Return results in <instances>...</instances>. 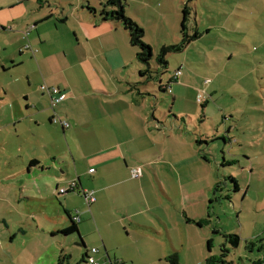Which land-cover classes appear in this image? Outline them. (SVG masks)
<instances>
[{
    "label": "crops",
    "instance_id": "0c3cea01",
    "mask_svg": "<svg viewBox=\"0 0 264 264\" xmlns=\"http://www.w3.org/2000/svg\"><path fill=\"white\" fill-rule=\"evenodd\" d=\"M91 5L89 0H0V58L3 49L8 50L2 67L20 73L12 81L27 83L25 108L15 104L7 127L15 128V135L22 138L23 145L14 151L23 152L24 143L37 149L16 155L18 164H10L5 181L13 179L15 185L9 186L17 191L14 196L26 199L35 196L30 190L32 185L41 194L46 193L44 197H54L55 189L53 203L59 204L65 221L64 226H57L45 214V222H37L35 228H12L9 238L0 237V256L8 262L14 260L12 264H72L73 251L69 253V246L63 244L68 237L58 245L52 241H57L59 234L66 236L59 231L71 225L73 218L79 230L78 246L83 247L75 250L82 253L76 264H88L87 254L92 248L98 249L94 255L102 264H135L139 258L157 264L169 261L174 253L181 264L190 243L204 246L203 242L190 240V226L203 227L196 222L207 219L213 225V235L220 233L209 208L206 218L189 214L185 204L188 194L184 193L186 183L201 180V162H210L202 153V144L213 147V143L210 145L196 132L191 138L188 135L190 139L173 137L170 143L174 135L165 134L157 126L160 121L152 101L157 86L151 84V78L140 75L143 66L136 60L137 48L131 44L128 31L120 21L103 19L101 9L90 11ZM183 77L181 70L174 82ZM163 82L160 78L159 83ZM42 85L59 87L66 98L52 108L50 92ZM54 117L69 125L53 122ZM174 117L179 124L192 120L191 116ZM54 125L62 130L50 131L56 135L54 139L53 135L46 138L36 131L40 126L53 129ZM213 134L212 141L221 137L218 130ZM187 141L191 143L190 153L184 147ZM174 144L177 155L172 154ZM19 159L23 170L17 173ZM133 168L140 169L138 176L132 174ZM72 182L78 184L75 191L58 193ZM38 183L48 189H39ZM85 191L92 192L95 201L90 203ZM74 192L82 203L72 199L64 202L58 197ZM0 202L10 205L2 198ZM169 202L179 210L174 217ZM216 228L218 232L214 233ZM20 232L34 234V240L16 253L13 244ZM75 235H71V241L76 240Z\"/></svg>",
    "mask_w": 264,
    "mask_h": 264
},
{
    "label": "rangeland",
    "instance_id": "374dc122",
    "mask_svg": "<svg viewBox=\"0 0 264 264\" xmlns=\"http://www.w3.org/2000/svg\"><path fill=\"white\" fill-rule=\"evenodd\" d=\"M89 2L92 4L91 7L100 10L105 7L106 0H89ZM186 2L188 3V0H126V14L135 17L128 15L144 29V40L153 50L149 69L152 76L151 84L157 86L152 95L156 119L160 121L157 126L165 134L174 135L169 138L170 143L174 142L173 137L178 139L190 136L191 138L194 132L200 138L202 136L207 138L210 145L213 143V147L206 146V143L202 144V153L207 154L210 162H201V172L198 173L201 178L199 182L184 181V184L186 183L184 193L188 194L185 204L189 214L194 218H199L198 216L206 218L207 208H209L213 224L219 226L220 233L213 235L212 223L204 220H202L203 227L191 228L190 226V240L203 242L204 246L200 248L190 243L181 264H208L207 260L210 256H224L228 264H263L264 0L190 1L188 32L193 34L198 29L201 36L193 40L184 51L168 54L166 56L168 65H162L157 60L160 48L163 45L176 44L182 38L180 32L182 9ZM66 7L70 9L72 6L66 5ZM5 50L3 49L2 58H0V198L7 200L10 205L7 202L6 205L0 202L1 238L5 236L9 238L11 229L18 226L28 229L35 228L37 222L43 224L46 220L45 214L52 217L57 226L65 225V221L61 219L63 215L60 214L63 211L58 209L57 202L53 203V198L57 196L55 189H53L54 197H44L47 194H41L38 187L32 185L30 190L35 196L26 199V197L14 196L17 191L14 190V186H9V184L15 185L13 179L5 181V171L10 164H18L16 155L20 156L27 150H37L35 145L24 143L23 152L14 151L17 146L21 147L23 142L21 137L15 135V128L7 127V123L15 104L19 103L25 108L24 93L27 92V83L22 80H11L20 75L16 72L17 70L3 69L2 60L5 61L8 54V50ZM141 65L144 68L148 67L146 64ZM27 67L31 70L30 64ZM177 70H182L184 74L182 80L178 83L174 82L166 90L161 91L159 79L163 78V84H167ZM3 87L8 96L5 95ZM200 92H205L204 104L198 101ZM174 97L176 101L173 102ZM174 115H184L187 118L191 116L192 120L189 118L186 124H179ZM52 127L54 130L51 127L40 126L36 131H40L46 138L53 135L50 131L58 133L57 130H59L62 133L59 126ZM216 130L221 137L212 141ZM186 132H188L187 135ZM52 138H56V135ZM231 138L235 139V143H230ZM187 143L184 147L190 153L191 143L190 141ZM175 149L176 144L172 151L173 155L178 154ZM11 157L14 160H11ZM227 160L236 162L223 163ZM20 161L21 159L16 167L17 173L23 170ZM231 177L237 180L238 191H235V184ZM217 182L220 183L221 190L215 194L211 189ZM38 184L39 189H48ZM175 184L178 185V183ZM19 188L18 182V192ZM177 188L179 189V185ZM174 190L176 191L174 194L180 197L177 190ZM41 197L45 199L42 200ZM58 197L64 202H68L67 199H72L74 203L83 201L75 192ZM211 199L213 203H210ZM168 206L172 207L171 212L174 217L179 210L172 202H169ZM6 224L10 227L8 228ZM229 232L240 235L238 247L226 240L224 235ZM30 234L25 235L20 232L16 237L13 244L16 253L26 249L34 240V234ZM67 237L68 239L65 240L64 238ZM71 237V235L59 234L55 239L57 241L52 242L58 245V242L65 240L63 244L69 246V253L73 251L71 262L76 264L82 253L75 250L77 247H83L78 246L80 242L78 234L75 235V241H71ZM209 237L213 239L211 251L207 247ZM88 247L91 248V245L88 244ZM136 255L138 257L139 252H136ZM167 260L157 264H170ZM14 262V260L8 262L6 257L0 256V264ZM29 264L39 263L30 261ZM135 264L155 263L143 262L139 258Z\"/></svg>",
    "mask_w": 264,
    "mask_h": 264
},
{
    "label": "trees",
    "instance_id": "16d2710c",
    "mask_svg": "<svg viewBox=\"0 0 264 264\" xmlns=\"http://www.w3.org/2000/svg\"><path fill=\"white\" fill-rule=\"evenodd\" d=\"M44 1V0H40ZM192 0H188V3ZM188 3H185V6L182 9V20H181V29L180 32L182 34V38L180 42L176 44H170V45H163L160 48L159 55L157 57V60L162 64L167 66V60L166 56L170 53H177V52H182L186 49V47L195 39H198L201 35L198 31V29L193 33L190 34L188 32V21L190 17V7ZM104 8L100 10V15L103 19H111V20H116L120 21L124 28L128 31L129 36H130V42L131 44L137 48V53H136V60L141 63V64H146L148 65L147 68H142L140 70V75L142 77H147L151 78V70L149 69L150 67V61L153 57V50L152 47L144 40V35L145 31L144 29L136 22L134 21L131 17H129L126 14L125 6H126V0H106L104 4ZM90 11L95 13V8L88 6ZM106 8H109V10H106ZM209 31V29H207ZM178 71V70H177ZM176 71V72H177ZM171 80L167 84H162L160 83V90L164 91L166 90L177 78V75L173 76ZM202 140H198L197 143H201ZM206 142V141H205ZM205 157V156H204ZM235 160H227L223 161L232 164ZM236 162V161H235ZM231 180L235 184V191L239 190V184L237 180L234 177H231ZM221 190L220 183L217 182L213 188L214 193L216 194ZM64 194V193H63ZM210 203H213V199L210 200ZM204 221H207V219H204ZM198 225L202 224V221L196 222ZM60 233L64 235H72L74 233H79L77 223L75 222V219L71 218V225H69L67 228L62 229L59 231ZM218 229H214V233H217ZM226 240L232 244L235 247H238L240 244V235L237 233H228L224 235ZM213 246V241L212 239L208 240V249L211 251ZM63 256L60 257V262L63 260ZM208 264H228V262L224 259V256L220 257H215V256H210V258L207 260ZM169 262L170 264H179V258L176 253L172 254L169 256ZM114 264H124V263H114ZM264 264V261H263Z\"/></svg>",
    "mask_w": 264,
    "mask_h": 264
},
{
    "label": "built area",
    "instance_id": "2783aa9c",
    "mask_svg": "<svg viewBox=\"0 0 264 264\" xmlns=\"http://www.w3.org/2000/svg\"><path fill=\"white\" fill-rule=\"evenodd\" d=\"M1 29V27H0ZM181 73L180 70L177 71L176 75L178 76ZM42 89L43 90H47L48 92H50L51 95V107L54 108L55 105L57 103H59L60 101L64 100L66 98V93L60 89L59 87H48L47 85H42ZM205 92H200L198 94V101L199 102H203V98L205 97ZM53 122L55 123H59L61 124L63 127H66L69 125V123L65 120H61L58 117H54L52 119ZM91 171L93 172L94 169H91ZM140 173V169L139 168H133L132 169V174L134 176H138V174ZM78 187L77 182H72L69 187H61L60 189H58V193L63 194L69 191V189H71L72 191H75ZM84 195L86 196L87 200L91 203L93 201H95V195L92 192H88L86 193V191L84 192ZM76 220H79V217H76ZM98 252L97 248H92L90 250V254H87V263L88 264H102L101 262H99L96 258H95V253Z\"/></svg>",
    "mask_w": 264,
    "mask_h": 264
}]
</instances>
